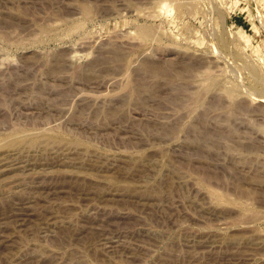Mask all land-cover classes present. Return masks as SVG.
Here are the masks:
<instances>
[{"label":"rangeland","instance_id":"obj_1","mask_svg":"<svg viewBox=\"0 0 264 264\" xmlns=\"http://www.w3.org/2000/svg\"><path fill=\"white\" fill-rule=\"evenodd\" d=\"M263 95L264 0H0V264H264Z\"/></svg>","mask_w":264,"mask_h":264},{"label":"bare ground","instance_id":"obj_2","mask_svg":"<svg viewBox=\"0 0 264 264\" xmlns=\"http://www.w3.org/2000/svg\"><path fill=\"white\" fill-rule=\"evenodd\" d=\"M239 29H241L240 27H239ZM235 36L236 35H239V37L241 38L242 37V35H241V31H238V32H235V33H233ZM264 96V95H263ZM34 141H37L36 139L34 140ZM217 195V197L219 198L220 196L218 195V194H216ZM220 199V198H219Z\"/></svg>","mask_w":264,"mask_h":264}]
</instances>
